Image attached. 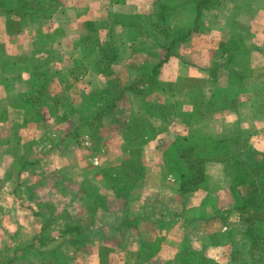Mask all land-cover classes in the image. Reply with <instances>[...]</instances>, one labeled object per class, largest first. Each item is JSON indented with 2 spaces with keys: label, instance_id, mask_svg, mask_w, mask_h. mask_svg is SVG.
I'll return each instance as SVG.
<instances>
[{
  "label": "crops",
  "instance_id": "0c3cea01",
  "mask_svg": "<svg viewBox=\"0 0 264 264\" xmlns=\"http://www.w3.org/2000/svg\"><path fill=\"white\" fill-rule=\"evenodd\" d=\"M58 1L60 6L46 17L0 12V150L9 151L0 160V180L13 183L17 204L12 227H5L0 218V264H264L257 255L253 262L237 208L244 187H233L214 164L203 182L183 193L179 178L166 168L165 152L172 143L185 151L197 150L198 133L183 124L180 114L194 113L187 87L175 95L177 112L167 118L148 116L155 128L131 139L115 117H105L100 138L93 141L77 129L83 112L65 116L64 108L51 116L44 107L42 122L39 115L25 121L27 100L39 102L32 86H41L45 96L56 95L60 101L66 95L62 103L67 110L70 104L81 109L90 92L111 81L128 87L141 67L160 62L171 51L158 84L200 81L207 101L217 88L231 93L236 101L210 113L209 134L217 139L247 135L255 149L264 151V0H255L254 10H240L239 16L237 7L243 9L244 0H220L217 7L202 11L201 29L175 47L165 27L172 32L190 25L195 16L192 1L199 0ZM159 10L167 15L165 26H157ZM246 25L253 33L246 41L253 42L252 48L231 50L233 59H228L230 53L221 44L243 33ZM110 40L116 45L112 75L96 71L94 63L82 69L75 64L81 54L77 42L82 51L100 55L99 48L83 45ZM141 87L144 103L167 102L147 80ZM117 109L119 119L143 113L130 91L124 92ZM6 125H11L7 133L2 129ZM24 130L30 131L26 139L21 137ZM13 144L20 148L18 155L10 151ZM137 156L145 171L118 194L106 175L113 177V171ZM11 162H18L14 182L7 174ZM23 188L36 205L29 213L23 208L27 198L18 193Z\"/></svg>",
  "mask_w": 264,
  "mask_h": 264
},
{
  "label": "trees",
  "instance_id": "16d2710c",
  "mask_svg": "<svg viewBox=\"0 0 264 264\" xmlns=\"http://www.w3.org/2000/svg\"><path fill=\"white\" fill-rule=\"evenodd\" d=\"M192 2L194 4L192 8H194L195 16L190 25L183 26L172 32H170L168 26L165 27L169 33L171 47L178 46L184 37L201 29L203 23L201 14L205 8H213L221 4L220 0H199ZM243 2L245 6L242 7L243 9L240 6L237 7V11L239 12L236 13V16L241 14L240 10H244V14H249L254 10L253 3H255V0H244ZM59 6L58 0H17L16 3H14V0H0V12L32 18L49 16ZM233 9L235 11L236 7L234 6ZM157 15L159 19L157 26L160 27L165 24L167 15L163 10H159V14ZM242 30L243 33L239 32L236 38L221 44V49L223 51L227 50L230 53L228 59H233L231 50L241 51L243 49L246 52L253 46L252 41L250 44L246 43L247 40H252L253 38L250 26H242ZM83 46L89 49L99 48L100 55H91L87 50L82 51L80 43L77 42L75 48L81 52L75 60L77 66L82 69L83 67H87L89 63H94L97 68L96 71L107 76L113 74L111 63L116 58V45L114 42L110 40L102 45L96 41L95 43ZM108 50H111L112 53ZM170 52L168 51L160 62L141 67L142 71L139 73V76L128 87L121 88L116 81H111L106 87L90 92L87 94L85 105L81 109H73L70 104L67 110L65 103H62L66 100V95H63L60 101L56 95L48 94V96H45L44 91L40 88L41 86L37 88L36 86H32L31 92L38 95L39 102L27 100L26 112L28 115L25 121L30 122L28 120L31 117L39 115L38 121L42 122L41 120L44 116L40 113V110L44 107L48 109V113L51 116H55L59 108H64L65 116L70 112H83L80 119L81 124L77 129L80 130V133L87 132L93 141H97L100 138L99 130L104 124L105 117H115L117 119L116 124L120 129L124 130L127 138L131 139L155 128L151 118L148 116L157 114L163 116V118H167L170 114L177 112L180 104L175 100V95L182 94L184 88L187 87L193 99L194 113L192 116L183 112H180V114L183 124L189 126L191 129H195L198 133L197 150L195 152L185 151L172 143L165 152L166 168L179 178L180 189L183 193L192 191L199 183L203 182L206 176L209 175V168L214 164L220 167L219 173L228 179L233 187H244V193L237 200V208L241 212L242 221L245 224L253 262L255 255L264 258V151L255 149L249 143L247 135L217 139L209 134L207 122L210 113L214 110L227 107L230 103L236 101V98L232 97L231 93L217 88L213 90L210 99L207 101L205 89L202 86L203 83L201 84L200 81L192 79V82L190 80L188 84L185 81L158 84L157 77L160 68L163 62L172 55ZM210 70L214 73L215 68H211ZM236 71H231L233 77L242 80V76L239 73L237 76H234ZM47 74V72L43 74L44 81L47 80ZM34 77L33 75L32 79ZM143 80H147L151 88H157L165 94L167 102L160 105L144 103L143 94L145 87H141V81ZM39 82L42 83V81ZM125 91H130L133 98L138 100V112L143 111L142 115L134 114L128 119H119L117 105L118 101L123 98ZM48 99H50V103ZM46 101H48V104L45 103ZM26 149L28 150V145ZM144 171L145 168L141 163V159L137 156L130 162L125 163L120 170L113 171V177L108 174L105 175L108 179L112 180V185L117 193L121 194L129 187V185L127 186L128 182L134 184L143 175Z\"/></svg>",
  "mask_w": 264,
  "mask_h": 264
},
{
  "label": "rangeland",
  "instance_id": "374dc122",
  "mask_svg": "<svg viewBox=\"0 0 264 264\" xmlns=\"http://www.w3.org/2000/svg\"><path fill=\"white\" fill-rule=\"evenodd\" d=\"M5 128H2V129H4L5 131H6V133L11 129V125H6V126H4ZM29 130H24L23 132H22V135L23 136H21V137H23V139H26L27 138V136H29ZM25 136V137H24ZM43 137H45V135H43ZM15 142H18V141H15ZM16 144V143H15ZM15 144H13L12 145V148H10V151H11V153H14L15 155H18V153H16L15 151H17V150H19L20 148H17V149H14L13 147L15 146ZM8 150L6 149V148H3L2 150H0V160L2 159V155L4 154H7L8 155ZM23 153V152H22ZM22 153H20V154H22ZM25 154L27 155V154H29V149L27 150V149H25ZM20 160H25L26 159V156L23 154L20 158H19ZM0 164H1V162H0ZM17 164H18V162H11L10 164L8 163L6 166L7 167H10V169H9V172L7 173V174H9L10 175V179L9 180H11L12 182H14V180H15V172H16V166H17ZM56 167H59L58 165H59V162H55V163H53ZM5 166V167H6ZM2 169L0 170V179H2L1 177H2V175H3V172L4 171H2V170H4V166H2L1 167ZM7 172V171H6ZM6 174V173H5ZM5 176V175H4ZM4 182H5V184H4ZM12 188H13V183L12 184H8V181L6 180H0V191H1V193H2V196H1V199H0V202H1V204H0V212H2L3 211V213H2V215L0 216V218H1V223H3L4 225H5V227H12L13 226V224H14V217H13V215H14V213H13V208H14V206L15 207H17V204L15 205V200H14V198H13V192H12ZM18 193H20L21 195H23V196H25L26 198H27V200H26V205L25 204H23V208H26L27 209V212L29 213V211L31 212V210H30V208H32L33 209V207H35L36 205L31 201V199H30V196H29V190L28 189H26L25 190V188H23L22 190H19V192ZM17 193V194H18ZM24 201V200H23ZM58 201V204L57 205H59L60 203H59V200H57ZM30 203H32L33 204V206L30 204ZM66 203H67V201H66ZM70 203V202H69ZM5 205V206H4ZM8 208V210L10 211V212H7V211H4L5 209H7ZM17 210V209H16ZM51 209H49V211H50ZM33 212V211H32ZM3 221V222H2ZM11 235H9V237H10Z\"/></svg>",
  "mask_w": 264,
  "mask_h": 264
}]
</instances>
